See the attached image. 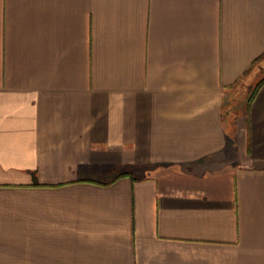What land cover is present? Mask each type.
<instances>
[{"label":"crops","instance_id":"0c3cea01","mask_svg":"<svg viewBox=\"0 0 264 264\" xmlns=\"http://www.w3.org/2000/svg\"><path fill=\"white\" fill-rule=\"evenodd\" d=\"M261 66L264 0H0V264H264Z\"/></svg>","mask_w":264,"mask_h":264},{"label":"rangeland","instance_id":"374dc122","mask_svg":"<svg viewBox=\"0 0 264 264\" xmlns=\"http://www.w3.org/2000/svg\"><path fill=\"white\" fill-rule=\"evenodd\" d=\"M264 78V67H260V69H256L253 73L251 72L247 77L244 79L240 78L235 85V90H231L228 94H226V105L231 106L233 109L232 116L235 115L236 119L241 118L246 110V107L249 105L248 101L251 97L252 92L254 91L255 87L259 84V82ZM126 169H133L126 165ZM121 169L109 172L110 176L115 175L117 176L121 173Z\"/></svg>","mask_w":264,"mask_h":264},{"label":"trees","instance_id":"16d2710c","mask_svg":"<svg viewBox=\"0 0 264 264\" xmlns=\"http://www.w3.org/2000/svg\"><path fill=\"white\" fill-rule=\"evenodd\" d=\"M264 82V78L259 82V84L255 87L254 91L252 92L251 94V97L249 98V101L248 103L250 104V102L252 101V99L254 98L257 90L259 89V87L261 86V84ZM123 174H127L126 172H122V173H119L117 176H121Z\"/></svg>","mask_w":264,"mask_h":264}]
</instances>
